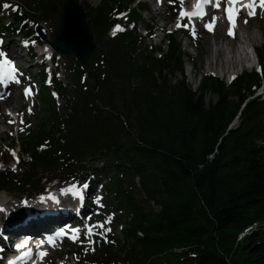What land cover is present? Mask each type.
Instances as JSON below:
<instances>
[{"label":"trees","instance_id":"16d2710c","mask_svg":"<svg viewBox=\"0 0 264 264\" xmlns=\"http://www.w3.org/2000/svg\"><path fill=\"white\" fill-rule=\"evenodd\" d=\"M7 1L17 31L28 21L57 26L67 0ZM81 3L96 38L93 64L85 71L69 59L70 89L56 75L47 84L46 66L34 73L42 116L12 139L19 172L0 173V193L30 197L50 176L91 186L109 180L104 213L117 218L124 239L96 238L89 264H264V49L258 70L230 85L202 75L194 91L180 32H165L163 49L154 45V27L146 25L145 37L137 29L145 3ZM117 25L124 31L111 36ZM24 35L42 43L35 31ZM208 95L217 101L207 103Z\"/></svg>","mask_w":264,"mask_h":264},{"label":"rangeland","instance_id":"374dc122","mask_svg":"<svg viewBox=\"0 0 264 264\" xmlns=\"http://www.w3.org/2000/svg\"><path fill=\"white\" fill-rule=\"evenodd\" d=\"M142 3H145L148 6L149 11L143 14V20L138 23L137 29L143 35L146 36L145 27L147 24L155 28V36H154V45L155 46H163L165 49V42L163 41L164 33L165 32H177L178 28H176V22L178 16H174L176 10L175 7H181L185 10L191 0H184V4L181 6L179 0H173L170 3V0H164L162 5L160 4L159 0H138ZM79 2H84L90 6L96 7L99 4V0H93V3L89 2L88 0H79ZM10 4L12 8L9 9H0V50L5 53L11 60L18 62L20 67H24L25 71H21L24 74V81L22 79V86H31L33 88L32 98L29 100L21 95L20 96V89L18 88L17 91L10 95V100L7 101H0V142L6 140L7 142L5 145V154L4 156L0 157V173L3 172L7 168L15 169L14 171L19 172L18 167V158H21L20 153L18 154V150L15 153V157L10 154L12 151V139H17L22 135L26 134V130L30 129L33 130L34 127L37 125V121L40 116H42L41 109L38 103V91L40 89V85H32V79L34 78V73L39 72L40 68L46 66V70L49 72V79L54 75L57 76L58 82H61L64 86H67L70 89L71 80L68 76L67 66L69 64V59L72 57H63L58 54L55 62L48 58L49 55L52 57L55 56V53L52 50H48L49 45L47 43L42 42L41 44L37 43L35 36L26 37L24 35L25 32H33L36 29L35 24L32 21H28L26 23L27 26L23 28V30L13 31L11 30V25L14 24V16L16 12V7L14 6V1L9 3L7 0H0V4ZM15 9V10H14ZM179 10V11H180ZM179 15V13H178ZM219 19L217 23H222L225 25V32L228 31V22L224 18V13H219L215 15ZM246 17H242L238 23V32L237 35L239 40L236 42L238 46L236 48L231 47L226 42H222L219 38V34L216 32H209L205 30L202 25L195 26V38L191 34L190 30L187 28H183L187 30L192 36L189 37L187 34L179 33V41L181 42L183 49L189 54L190 60L185 59V75H186V82L192 88V90H197L201 83V76H213L218 77L222 81H224L227 85H230L232 80L230 75L235 72V75L240 76L245 71H252L255 70L253 65H250L252 60L255 62L254 55L252 54L251 49L249 48L248 51L250 52V60L248 63V56L239 46L240 40H244V34L251 33L256 40V48L264 49V13H259L257 19H254L252 24V29L247 30L248 24H244V19ZM212 19V18H211ZM183 23H188L187 21ZM48 31V38H52V34L56 28V21L51 19L48 21H44L41 23ZM194 24V23H193ZM262 26V29L260 28ZM8 27V28H7ZM15 27L20 28V24H15ZM121 27V26H120ZM242 31H240V28ZM116 28V27H115ZM114 28V29H115ZM122 28V27H121ZM5 31H4V30ZM113 29V30H114ZM3 32V33H1ZM113 33V31H112ZM12 41V42H11ZM4 48H2V47ZM40 51H45L47 53V57L44 60H37L38 53ZM32 55H35L33 57ZM18 56V58H16ZM158 56V54H157ZM203 57V62H200V57ZM213 57L214 61L218 59V63L225 65L226 69L223 74H217L214 72L216 66H214V70H211L209 65V60ZM253 58V59H252ZM41 62L43 64L41 65ZM216 63V61H215ZM233 64L235 69H233ZM246 64L247 70H246ZM59 66V69L57 67ZM228 68H231V71H228ZM222 70V68L220 67ZM223 72V71H222ZM177 79L182 78L180 74H177ZM48 84V83H47ZM264 92V89H263ZM217 97L215 95H208L206 98V102H216ZM56 102L58 105L63 106V100L60 96L56 95ZM31 110V111H29ZM9 113H12L14 119H11ZM21 114H23L21 116ZM23 119L24 123L21 124L20 121ZM9 120H14L15 123H9ZM13 124H16L14 126ZM237 124V123H236ZM21 128L24 130L21 131ZM6 159L10 160V163L6 164ZM25 160H28L27 157H24ZM49 177V176H48ZM109 180L104 179L100 186H94L93 188L98 194L100 189L108 183ZM84 185V184H83ZM81 184L79 183H64L57 181L54 177L50 176L48 180L41 182L40 189H45V192L41 195H36L35 193L30 197H23L21 199H16L13 196H10L6 192L0 193V208L5 211V209H9L11 207L15 208L20 205L21 201L28 200V202H35L39 197H54L56 196V201L58 200H66V202L70 201L72 208L70 207L71 213L75 214L77 210L81 209L82 211H88L89 207H86L87 203H91L97 205L98 207H104V199L97 195V197L93 200L92 194H89V183H87V189H84ZM57 186V187H56ZM88 192L86 193V191ZM74 191H80L82 193V199L76 197L74 195ZM103 190V196L105 198L106 192ZM40 193V192H39ZM57 193V195H56ZM55 194V195H54ZM37 198V199H36ZM92 198V199H91ZM94 201V202H93ZM15 205V206H14ZM58 206L56 212H53L55 215L56 213L63 215H67V211L64 208H61L62 205L55 204V207ZM61 206V207H60ZM153 208L157 211L160 210L155 204H152ZM46 207V208H45ZM50 206L41 207L38 211L39 215L42 217L45 216L47 209ZM4 211L0 212V219L2 218ZM17 214V213H16ZM29 212H22L21 217L18 219L17 222L23 223L26 220ZM98 211H95L94 214L91 215V224L94 222H98L103 220V223L106 221H110V223L106 224L107 228H110L111 231L108 232L112 239H118L122 241L124 239L123 234L121 233L122 226L117 223V218L109 213L107 216L98 217ZM90 221L85 215L83 218L80 216V221L77 220L76 224H80L85 234H82L81 240L76 243H63L61 249L58 251H51V256L46 260L45 264H89L87 262V258L90 254L94 252V243L89 244L87 237V228L88 222ZM92 226V225H91ZM90 226V227H91ZM96 230V229H95ZM92 240V238H90ZM11 244V243H10ZM9 244V245H10ZM12 246L6 248V251L9 254L12 253ZM0 255V264H3V260L1 259Z\"/></svg>","mask_w":264,"mask_h":264},{"label":"snow or ice","instance_id":"6c2138e0","mask_svg":"<svg viewBox=\"0 0 264 264\" xmlns=\"http://www.w3.org/2000/svg\"><path fill=\"white\" fill-rule=\"evenodd\" d=\"M173 2V0H170V3ZM180 5L182 6L184 4V0H179ZM224 5L223 11H224V18L228 22V31L227 35L229 37H235V29L237 28V20L240 18L241 13H246V18L244 19V24H248L249 20L252 18H255L259 13H264V0H196V3L193 5L192 11H186L181 7V10L179 11V15L176 22V28H187L190 30L191 34L193 35V38H195V28L193 25V21L196 19L203 20L204 17L207 15L206 7L212 6L217 11L220 10L221 5ZM4 9L12 8V5L10 4H4ZM15 10V9H14ZM219 18L216 16H213L212 19L205 24V28L209 32H213L216 27L217 20ZM187 20L188 23H182V21ZM124 31L123 28H121L119 25L116 26V28L113 30V35H115L117 32ZM264 75V73H262ZM10 82L14 83H20L18 79V69L15 67L14 62L11 61L6 57V54L3 52H0V85H3L4 87H8ZM32 95L31 89L25 90V97ZM0 99H3V96H0ZM31 111V110H29ZM12 113H9V116H11ZM23 114H21L22 116ZM9 123H15L14 120H9ZM21 124L24 123L23 119L20 121ZM24 129L21 128V131ZM12 155L15 157V153L13 152ZM15 170V169H13ZM84 189H87L88 185L84 184L82 186ZM74 195L79 198L82 197V193L80 191H74ZM0 211H4L3 209H0ZM110 223V221H106L102 224L93 225L91 227L87 228V237H89L88 243L93 244L94 241H92L90 238L93 235H100L102 238H105V242L107 241L106 236L107 233L111 231L110 228L106 227V224ZM94 228L101 229L102 231L99 233H96L93 231ZM79 230H73V235L70 237L72 241L75 243L79 240ZM61 235H65V233H61ZM27 247L26 244H21L18 246L17 250L21 252V254L16 257L15 259L9 260L8 264H22V262L30 260L33 256V253L29 251H23ZM94 250V249H92ZM47 255L46 252L41 251L39 253V257L43 259Z\"/></svg>","mask_w":264,"mask_h":264},{"label":"water","instance_id":"95a60500","mask_svg":"<svg viewBox=\"0 0 264 264\" xmlns=\"http://www.w3.org/2000/svg\"><path fill=\"white\" fill-rule=\"evenodd\" d=\"M35 32L54 53L74 58L85 71L92 66L97 48L96 38L88 22L87 10L78 0L66 1L51 39L42 24L36 26ZM88 83L91 88L94 87L93 77L89 76Z\"/></svg>","mask_w":264,"mask_h":264},{"label":"bare ground","instance_id":"6f19581e","mask_svg":"<svg viewBox=\"0 0 264 264\" xmlns=\"http://www.w3.org/2000/svg\"><path fill=\"white\" fill-rule=\"evenodd\" d=\"M89 2L93 3V0H88ZM258 15L255 18H252L249 20L248 22V27L247 30L252 29L253 27V20L257 19ZM237 22L239 23V19L237 20ZM240 31H242L241 27ZM260 28L262 29V26H260ZM216 33L219 34V38L222 40V42H226L228 45H230L233 48H236L237 45V41L239 40V37L237 35V32L235 33V37H229L227 35V33L225 32V25L222 23H218L215 27V31ZM12 42V41H11ZM256 40L254 39L253 35L251 33H246L244 34V41L240 40V45L241 46H253L256 49ZM48 45V44H47ZM49 51L51 50L50 47H48ZM243 51L244 50V47ZM16 58H18V56H16ZM216 61V63H215ZM213 59V57H211V59L209 60V65L211 70H214V66H216L214 72L217 74H223L226 69L225 65L218 63V59L215 60ZM220 67L222 68V70L220 69ZM233 69H235V66L233 64ZM223 71V72H222ZM228 71H231V68H228ZM232 75H235V72L232 73L230 75V77ZM12 87H4L3 85H0V93H2L3 95V101H7L10 100V97H8V93L9 91H11ZM55 195V194H54ZM57 195V193H56ZM41 199H38L35 202H28V201H21L20 205L13 208H9V209H5L4 214L2 216V218L0 219V241L4 244H9L11 243V241L15 238H17V236L21 235L22 233H24L26 230H30L32 232H36L38 228L40 227H46L47 224L49 223L48 219L46 220H41L39 219V221L37 223H33L34 221L24 224V223H20L17 222L18 219L21 217L22 212H27L30 211L33 214H37L38 215V210L42 207V205L44 204H50V203H56V204H61L62 207L65 208V210L67 211V217L72 221V220H80V216L83 215L82 210L78 209L77 212L75 214L71 213L70 207L72 208L71 202L68 201L66 202V200H58L56 201V196L54 197H39ZM37 199V198H36ZM15 206V205H14ZM5 208V206L3 207V209ZM68 208V209H66ZM1 209V208H0ZM2 212V211H0ZM17 213V214H16ZM37 217V216H36Z\"/></svg>","mask_w":264,"mask_h":264}]
</instances>
